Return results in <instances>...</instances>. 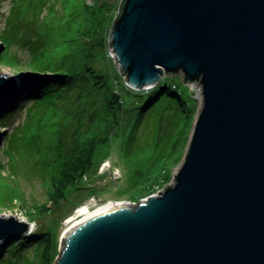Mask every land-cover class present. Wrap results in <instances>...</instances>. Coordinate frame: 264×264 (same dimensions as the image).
<instances>
[{
    "label": "water",
    "instance_id": "water-1",
    "mask_svg": "<svg viewBox=\"0 0 264 264\" xmlns=\"http://www.w3.org/2000/svg\"><path fill=\"white\" fill-rule=\"evenodd\" d=\"M109 42L131 88L179 73L203 102L173 182L65 229L55 264H264V0H121ZM34 225L0 215V244Z\"/></svg>",
    "mask_w": 264,
    "mask_h": 264
},
{
    "label": "rangeland",
    "instance_id": "rangeland-1",
    "mask_svg": "<svg viewBox=\"0 0 264 264\" xmlns=\"http://www.w3.org/2000/svg\"><path fill=\"white\" fill-rule=\"evenodd\" d=\"M120 2L0 0V68L13 67V74L29 71L25 66L42 54L56 65L62 66L60 63L65 62L67 68H75L79 65L75 61L98 42L95 33L91 34L92 28L89 29L88 48L76 39L78 21L83 26L91 20L94 22L95 16L98 24V19L102 24V30L96 33L106 43V65L103 68L114 74H108L112 90L119 89L115 101L122 95L129 98L122 91L131 87L117 66L109 42V32ZM43 77L23 81L1 103L0 212L16 213L18 218L34 222L35 231H51L57 249L50 256L55 262L60 239L69 225V216L74 215L78 207L75 202L85 196L88 197L79 205L92 196L98 202H138L133 197L136 187L148 188L154 181L157 190L173 182L172 176L183 161L193 124L202 106L203 92L200 83L185 82L179 73L170 75L167 82L171 85L177 83L181 103L164 101L152 110L147 108L145 115L137 120L136 108L130 109L137 104L132 98L125 100V108L118 112L103 106L106 101L103 96L96 98V104L91 99L80 100L76 89L61 95L60 91L63 93L67 89L61 90V86L52 99L35 102L34 99L39 97L29 93L36 89L38 82L42 83ZM90 85V88L94 86ZM113 112L117 115L116 120L108 119ZM72 149L78 155L70 154ZM93 151L96 161L77 179L79 187L56 188L54 177L63 175L77 156L80 157L79 163L87 162ZM57 157L55 166L53 163ZM104 160H109L119 172L102 171L100 164ZM67 175L65 173L63 179ZM54 195L58 198L53 199ZM10 240L0 246L5 244L7 247ZM45 249L42 241L34 242L26 250L16 253L15 262L45 264L41 261ZM2 253L6 255L8 252L3 250ZM6 260L0 264H9Z\"/></svg>",
    "mask_w": 264,
    "mask_h": 264
},
{
    "label": "trees",
    "instance_id": "trees-1",
    "mask_svg": "<svg viewBox=\"0 0 264 264\" xmlns=\"http://www.w3.org/2000/svg\"><path fill=\"white\" fill-rule=\"evenodd\" d=\"M103 4L101 5L103 6ZM102 6L96 7L97 9H101ZM84 18L86 19V17ZM93 20L94 22L91 20L90 23H85L83 26L80 25L78 21V29L76 30V34L74 32V34L76 35V39H80L82 44L87 48L89 47V43L87 42V40L92 33H95L93 35L96 39H98V42L94 47H89V50L86 52V54H83V56H81L79 60L75 61L79 62L78 66L73 69H69L64 64L65 62L60 63L62 66L56 65L54 62L47 60L46 57H43V54L37 56L33 62L25 66L27 68H31L34 71L45 73L44 77L42 78V83L38 82V86L36 87V89L29 93V95L39 97L37 99H34L35 102L43 101V99H52L53 95L56 96L57 94L56 90H58L61 86H63L61 87V90L67 88L63 93H61L60 91L61 95L65 92H69L76 89L79 93L78 97L81 98L80 100L91 99V101L96 104V98L98 96H103L106 100L103 106L110 107L109 109H113L118 112H121L125 108V105L123 107V103L125 102V100L127 102L128 99L132 98L134 101L137 102V104L134 107H130V109L136 108L135 110L137 111V113H135V117L137 120L141 119V117L145 115L147 108L149 110H152L155 106L159 105L164 101L174 102L176 104L181 103L182 99L180 92L177 90V83L173 82V84L171 85L169 82H167V78L169 76L161 79L157 85L149 89L137 90L133 88H125L122 93L128 94L129 98L125 99L123 95H120L121 97L118 98L117 101H115L116 96L119 95V89L112 90V81H110V76L114 74L112 72L107 73L104 71L103 66L106 65L107 54L105 51L106 43L100 40V37H103L96 33L102 30V24H100V19H98V24V22L95 20V16H93ZM90 28L93 29L91 31V34L89 33ZM10 65L11 64H9V66ZM18 66L19 65H17V67ZM18 68L22 67L19 66ZM80 79L83 80L79 81ZM91 83L94 86L90 88ZM95 84H97V87L95 86ZM2 108L3 106L0 107V111L2 110ZM111 115L113 116H110L108 119L116 120L117 115H115L114 112ZM72 137L75 138V135ZM77 146L79 145L77 144ZM75 151V149H72L70 151V154L74 153V155H78ZM93 154L94 151L91 153L90 158L88 156V160L85 163L78 162V159L80 158L79 156L74 159L75 162L73 165L70 162V168L64 171V174H68L65 179H63V177H65L64 174L61 176L56 175L54 177V182L57 185L56 188H71V186H73L74 188H78L79 183L77 181L79 180L77 179L81 178L83 173H85L84 171L91 165H93L96 161L95 154ZM58 157L60 159L61 156ZM58 157L53 163L55 166L58 164ZM154 184H156V182L154 183L153 181L151 185L148 186V188H144L142 186L136 187L135 189H133V191H135V196L133 197L137 200H140L143 196H148L152 192L156 191V189L154 188ZM92 193L94 192L92 191ZM57 196L58 195H54L53 199H57ZM87 197L88 196H85L79 202H75L74 205L79 206V203L84 201ZM41 241L45 244L46 247L43 255L44 258L41 261H43L45 264H52L54 262L52 260L54 259L50 255H53L57 248L54 238L51 236V231L45 229H40L36 231L34 230L27 234L18 236L17 238H13L8 242L7 247L5 244L0 246V263L2 260L7 259L6 261H8L9 264H16L14 256L17 252L26 250L28 247L34 244V242L37 243ZM3 250H7L8 253L6 255H2Z\"/></svg>",
    "mask_w": 264,
    "mask_h": 264
},
{
    "label": "bare ground",
    "instance_id": "bare-ground-1",
    "mask_svg": "<svg viewBox=\"0 0 264 264\" xmlns=\"http://www.w3.org/2000/svg\"><path fill=\"white\" fill-rule=\"evenodd\" d=\"M0 71L2 73H6V74H12V70L11 69H2L0 68ZM24 87V86H23ZM22 87V88H23ZM119 203H128L126 201H120V200H107V201H104V202H97V203H94V202H91V201H86L84 202L83 204H80L78 207H79V211L77 210V214L75 215H72L69 219H68V227L66 229H69L71 228L74 224L78 223L80 220L90 216L91 214L97 212V211H100L106 207H109V206H112V205H116V204H119ZM131 204H138V202H130ZM76 213V212H75ZM4 216H9L10 214H12L11 212L10 213H4V212H0V215H3ZM34 228H35V225H34Z\"/></svg>",
    "mask_w": 264,
    "mask_h": 264
},
{
    "label": "built area",
    "instance_id": "built-area-1",
    "mask_svg": "<svg viewBox=\"0 0 264 264\" xmlns=\"http://www.w3.org/2000/svg\"><path fill=\"white\" fill-rule=\"evenodd\" d=\"M126 83H127V82H126ZM100 169H101L102 171H105V170H112L114 174H117V172H119V169L116 170V169H114V168L112 167V164H111V162H110L109 160H104V161H102V163L100 164ZM172 178H173V176H172ZM171 180H172V179H171ZM165 186H166V185H164L163 187L157 189L156 191L152 192L151 194H157L158 191H159L160 189H163ZM146 197H147V196H146ZM146 197H143V198H146ZM141 199H142V198H141ZM89 201L94 202V203H97V202H98V201L96 200V198L93 197V196L88 200V202H89ZM77 210L79 211V207H77V208L75 209V211H74V215L77 214ZM75 212H76V213H75ZM72 215H73V214H72ZM72 215H70V217H71Z\"/></svg>",
    "mask_w": 264,
    "mask_h": 264
}]
</instances>
